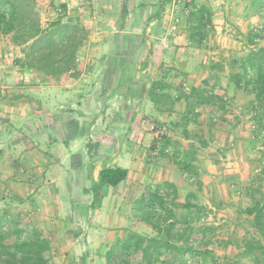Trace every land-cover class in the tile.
Masks as SVG:
<instances>
[{"label":"rangeland","instance_id":"obj_1","mask_svg":"<svg viewBox=\"0 0 264 264\" xmlns=\"http://www.w3.org/2000/svg\"><path fill=\"white\" fill-rule=\"evenodd\" d=\"M164 1L166 6L162 17L148 25V15L156 12L155 6ZM191 2L197 6H207L213 12L214 29L202 48L192 47L188 40L186 30L190 10L187 5ZM65 4H68L65 0H36L35 12L42 28H48L59 19L63 24H72L73 14L63 8ZM137 4L153 7L139 11ZM130 8L126 17L128 30L131 32L133 28L151 26L148 39L155 42L156 52L162 53L161 56L166 59L181 96L188 95L192 88L215 90L212 81L209 84H205V81L201 83V79L205 80L213 73L210 70L214 65L217 72L213 75L220 76L224 79L222 83L225 82L220 88L234 95L232 101L224 100L227 103L224 110L217 106V110L198 108L196 112L200 114L198 122L201 124H189L187 134L183 120L174 126L162 122L161 118L151 119L148 116L144 118V132L155 135L152 127L165 128L160 138L167 135L168 138L185 139L187 145L183 141L181 147H186V152L196 154L195 168H201V174L196 177L188 173L182 178V194L197 193L193 201L204 208L197 220L214 228L209 233L212 243L209 248L219 264H225L227 258L242 264H255L245 255L243 239L262 237L248 224L245 210L255 200L264 197V135L259 134L250 113L253 95L245 89H237L230 81V74L238 71L242 58L264 46V10L260 13L255 11L252 0H139L135 3V9H132V4ZM120 9L116 7L108 16H101L97 20L112 24V21L116 22ZM176 18L179 20L176 22L177 30L172 31ZM82 20L84 24L91 23L89 19ZM253 31H258L261 36L256 40V45H250L247 38ZM122 36L132 35L126 33ZM26 48L15 45L11 36L0 34V213L7 211L13 218L36 227L51 239L53 251L48 254L49 264H105L106 251L117 242L115 234L133 231L148 235L151 229L140 220L130 219L132 212L129 208L123 211L120 220H115L112 217L114 211L111 208L106 210L101 203L95 209L92 206L88 209L87 195L84 198L75 193L74 196L79 199L68 203L66 196L61 199V194L55 192L51 174L49 171L43 173L45 168L49 169L51 160L41 151L39 142L45 134H49L50 110L47 104L38 102L34 92L42 88L52 90L58 81L53 82L45 75L39 77V74L19 66L17 62L24 59ZM142 55L143 51L138 54L139 57ZM44 76L47 79L43 81ZM196 83L198 87H195ZM26 91L32 93L28 96L30 105H26V101L20 104L13 102V98L8 99L19 94L25 96ZM47 94L51 95V91ZM11 108L14 113H10ZM13 114L15 118L12 120L9 116ZM29 116L31 127H37L35 134L32 128H24ZM36 116L38 119H35ZM121 128L118 127V131H122ZM83 131L86 130L81 127ZM22 135L33 137L32 142L38 143L31 146L24 143L23 147L31 151L24 157L18 148L12 149L18 143L9 144L10 139L17 138L15 141L18 142ZM187 138H191L192 142ZM178 147H171L166 152L171 157L169 160H176ZM25 159L28 163H25ZM69 204H75L77 209L68 207ZM183 214V209H176L179 220ZM228 240H232V245L226 247L224 243ZM136 259L137 256L133 262ZM190 264H212V261L209 258H192Z\"/></svg>","mask_w":264,"mask_h":264},{"label":"crops","instance_id":"obj_2","mask_svg":"<svg viewBox=\"0 0 264 264\" xmlns=\"http://www.w3.org/2000/svg\"><path fill=\"white\" fill-rule=\"evenodd\" d=\"M65 1L68 4L64 6L73 14L71 23L80 25L84 30V41L78 54L77 68L68 74L50 77L53 82L58 81L52 90L42 88L34 92L38 102L47 104L50 110V122L47 126L50 135L45 134L44 139L39 141L41 151L51 160L49 169L45 168L43 173L49 171L55 184V192L61 194V199L66 196L68 203L79 199L74 196L75 193L84 198L87 195L88 209L95 201L93 191L98 189L101 197L97 204L101 203L106 210L111 208L115 220H120L124 215L123 211L128 208L132 212L130 219L139 220L137 204L140 198L156 190L167 193V183L176 189L177 201L184 203L190 193L182 194L181 181L187 173L181 171L177 162L183 161V156L188 151L186 147H181L185 139L169 138V146L165 152L171 147L179 146L176 151L177 161L169 160L171 157L162 153L161 141L154 134L144 132V118H161L162 122L175 126L183 120L185 112L194 100L186 101L185 97L177 92L176 82L170 74L166 59L161 56L162 53L156 52L155 42L148 39V33L152 31L149 28L151 26L133 28L130 32L126 26V18L123 25H120L125 9L129 13L130 4L132 9H135V3L139 0ZM145 5L137 4L136 8L139 11L151 8ZM116 7H121L116 22L106 24L101 19L97 20L101 16H108ZM82 18L89 19L91 23L84 24ZM126 33H130L133 38L122 36ZM116 34H121L120 41L113 38ZM141 51L144 55L139 57ZM37 76L41 77L40 74ZM45 79L47 77L44 76L43 81ZM203 81H212L216 94L224 96V100H233V94L220 88L225 85L220 76L211 73L209 78L201 79V83ZM155 82L165 85L164 92L159 91V94L165 95V99L157 103L149 98V91ZM195 87H198V83ZM224 88L227 89L228 86ZM50 91L51 95H48ZM31 94L26 91L25 96L19 94L9 96L8 99L13 98V102L20 104L26 101V105H30L28 98ZM42 97L44 99H41ZM12 110L13 108L10 113H14ZM14 115L9 117L13 120ZM30 118H27L29 122L24 123V128H32L31 131L35 134L37 127H31L33 125ZM35 119H38L37 116ZM81 127H86L84 134ZM118 127H122V131H118ZM32 138L22 135L18 142L15 141L17 138L10 139L9 144L18 143L12 149L18 148L24 157L31 153L29 148L23 147L24 143L30 146L38 145L32 142ZM187 139L192 142L191 138ZM184 145H187L185 141ZM157 151L158 157L155 158L153 153ZM179 155L181 158H178ZM115 166L129 171L128 180L116 188H97L100 171L105 167ZM196 173L199 176L201 168L196 167ZM129 191L135 195L132 196ZM195 195L197 196V193ZM193 204L202 206L194 201ZM69 206L77 209L75 204ZM126 233L115 234V238L123 241L127 237Z\"/></svg>","mask_w":264,"mask_h":264},{"label":"trees","instance_id":"obj_3","mask_svg":"<svg viewBox=\"0 0 264 264\" xmlns=\"http://www.w3.org/2000/svg\"><path fill=\"white\" fill-rule=\"evenodd\" d=\"M35 5L36 0H0V34L11 36L14 44L19 47L27 46L24 59L17 62L22 69L48 77L68 74L77 68L84 30L77 24H63L61 19L51 23L46 29L42 28ZM165 6V1L155 6L156 12L148 15V25L162 17ZM252 6L260 13L264 10V0H252ZM187 7L190 10L186 30L189 43L192 47L202 48L214 29L213 12L207 6H197L192 2ZM63 8L66 10L65 6ZM127 15L125 9L121 26ZM260 37L258 31H253L247 36L250 45H256V40ZM113 38L120 41L121 34H116ZM210 71L217 72L215 65ZM230 81L237 89H245L253 95L250 113L253 114L259 134L264 135V46L251 51L240 60L238 71L230 74ZM205 84L209 82L206 81ZM164 90V83H153L149 98L154 103L165 99L164 94H159V91ZM184 97L186 101L194 100L183 117L186 134L189 124H201L198 122L200 114L196 112L198 108L209 109L217 106L224 110L227 106L224 96L216 94L214 90L192 88ZM86 127L89 128V125ZM86 127H83L84 130ZM158 140L162 143V153L166 155L168 136ZM183 158V161L177 162L181 171L197 176L196 154L186 152ZM128 178L127 169L119 166L105 167L100 171L97 188H116ZM165 187H168L167 193L163 194L160 190L147 193L137 204L138 219L150 227L149 234L140 235L131 231L125 240H117L106 251L105 264H190L192 258H209L212 264H219L218 258L209 248L212 244L209 233H212L214 228L197 220L204 208L193 204L196 195L190 193L184 203H179L172 184L167 183ZM93 195L95 201L92 207L95 209L101 193L95 189ZM176 209L184 210L181 220L177 218ZM245 214L249 219L248 224L262 237L243 239L245 255L255 264H264V197L255 200L252 206L245 210ZM179 225L181 228H178ZM224 244L228 247L232 245V240ZM52 251L51 239L36 227L13 218L7 211L0 213V264H49L48 254ZM135 256L137 259L133 262ZM225 264L242 263L227 258Z\"/></svg>","mask_w":264,"mask_h":264},{"label":"built area","instance_id":"obj_4","mask_svg":"<svg viewBox=\"0 0 264 264\" xmlns=\"http://www.w3.org/2000/svg\"><path fill=\"white\" fill-rule=\"evenodd\" d=\"M176 22L177 23L179 22L178 18L175 19V24L172 27V31H176L177 30V24H176ZM152 129L155 131V136L157 138H160V136L165 133V128L156 129L155 127H152ZM158 153H159V151L154 152L153 153L154 157H157L158 156Z\"/></svg>","mask_w":264,"mask_h":264}]
</instances>
